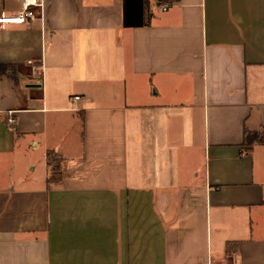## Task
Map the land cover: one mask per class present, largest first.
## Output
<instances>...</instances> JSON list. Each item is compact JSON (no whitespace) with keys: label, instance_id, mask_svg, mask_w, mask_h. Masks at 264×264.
Returning a JSON list of instances; mask_svg holds the SVG:
<instances>
[{"label":"crops","instance_id":"1","mask_svg":"<svg viewBox=\"0 0 264 264\" xmlns=\"http://www.w3.org/2000/svg\"><path fill=\"white\" fill-rule=\"evenodd\" d=\"M41 1L0 25V264H264V0Z\"/></svg>","mask_w":264,"mask_h":264},{"label":"built area","instance_id":"2","mask_svg":"<svg viewBox=\"0 0 264 264\" xmlns=\"http://www.w3.org/2000/svg\"><path fill=\"white\" fill-rule=\"evenodd\" d=\"M169 4H162L160 7L162 10H167ZM39 8V10H38ZM44 3L41 0H22L21 9L14 14H3L0 16V25H6L10 23H28L31 20H35L40 16L43 17ZM41 13V15H40ZM76 100H80L81 96H75Z\"/></svg>","mask_w":264,"mask_h":264},{"label":"trees","instance_id":"3","mask_svg":"<svg viewBox=\"0 0 264 264\" xmlns=\"http://www.w3.org/2000/svg\"><path fill=\"white\" fill-rule=\"evenodd\" d=\"M245 143L254 145L255 143H264V129L263 130H249L245 131ZM48 164L50 165V181H57L61 179L60 158L52 151L47 152Z\"/></svg>","mask_w":264,"mask_h":264}]
</instances>
